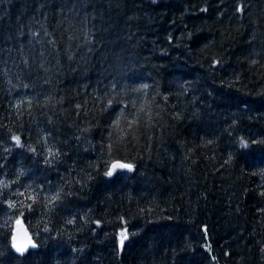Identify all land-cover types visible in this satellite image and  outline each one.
Returning a JSON list of instances; mask_svg holds the SVG:
<instances>
[{"label":"trees","instance_id":"1","mask_svg":"<svg viewBox=\"0 0 264 264\" xmlns=\"http://www.w3.org/2000/svg\"><path fill=\"white\" fill-rule=\"evenodd\" d=\"M0 264H264V0H0Z\"/></svg>","mask_w":264,"mask_h":264},{"label":"water","instance_id":"2","mask_svg":"<svg viewBox=\"0 0 264 264\" xmlns=\"http://www.w3.org/2000/svg\"><path fill=\"white\" fill-rule=\"evenodd\" d=\"M114 164L115 165L128 164V165L132 166L131 163H127L124 161H115L112 164V166ZM112 166H111V171H113V173L117 169L122 170V171L129 170L127 168H120V167H117L115 170H113ZM12 241H13L14 247L16 249L18 247H22L24 249L23 252H27L29 250L38 248V245L36 244V242L34 240V236L31 232V230L29 229L28 225L26 224V222L23 219L16 221V223L14 225Z\"/></svg>","mask_w":264,"mask_h":264},{"label":"snow or ice","instance_id":"3","mask_svg":"<svg viewBox=\"0 0 264 264\" xmlns=\"http://www.w3.org/2000/svg\"><path fill=\"white\" fill-rule=\"evenodd\" d=\"M17 139V143H19V138H16ZM117 167H120V168H127V169H129V170H131V168H132V166L131 165H128V164H120V165H113L112 166V168H113V170H115ZM113 174V171H109V172H107V175L108 176H111ZM121 243L123 244V240L121 241ZM17 251H19V252H23L24 251V249L22 248V247H18L17 248Z\"/></svg>","mask_w":264,"mask_h":264},{"label":"bare ground","instance_id":"4","mask_svg":"<svg viewBox=\"0 0 264 264\" xmlns=\"http://www.w3.org/2000/svg\"><path fill=\"white\" fill-rule=\"evenodd\" d=\"M14 230V229H13ZM34 236V235H33ZM34 240H35V238H34ZM35 242H36V240H35ZM36 244H37V242H36ZM38 245V244H37Z\"/></svg>","mask_w":264,"mask_h":264}]
</instances>
